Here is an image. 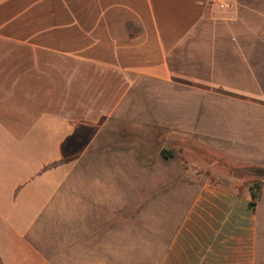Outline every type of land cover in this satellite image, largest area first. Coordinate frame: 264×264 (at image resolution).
Here are the masks:
<instances>
[{"label":"crops","instance_id":"1","mask_svg":"<svg viewBox=\"0 0 264 264\" xmlns=\"http://www.w3.org/2000/svg\"><path fill=\"white\" fill-rule=\"evenodd\" d=\"M226 57L236 85L220 77ZM262 82L264 0H0V264H49L39 222L83 193L74 172L127 100L164 84L204 99L197 117L226 102L264 148ZM255 185L203 183L158 264H264Z\"/></svg>","mask_w":264,"mask_h":264},{"label":"rangeland","instance_id":"2","mask_svg":"<svg viewBox=\"0 0 264 264\" xmlns=\"http://www.w3.org/2000/svg\"><path fill=\"white\" fill-rule=\"evenodd\" d=\"M219 67L236 85L237 59L226 57ZM155 87L147 98L127 100L114 129L91 147L96 158L75 170L83 193L72 188L67 207L40 220L37 244L49 264H158L203 183L242 193L264 181L250 173L264 167V148L251 130L233 126L237 107L212 102L213 114L197 117L204 99L182 87Z\"/></svg>","mask_w":264,"mask_h":264},{"label":"trees","instance_id":"3","mask_svg":"<svg viewBox=\"0 0 264 264\" xmlns=\"http://www.w3.org/2000/svg\"><path fill=\"white\" fill-rule=\"evenodd\" d=\"M258 171L261 173V175H264V168H260V169H258ZM251 194H252V200L249 202V204L252 207H254L255 201H256L257 196H258V191L257 190H252Z\"/></svg>","mask_w":264,"mask_h":264}]
</instances>
